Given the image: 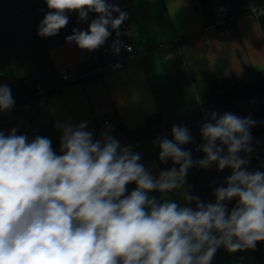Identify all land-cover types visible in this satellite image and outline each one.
<instances>
[{
	"label": "clouds",
	"instance_id": "obj_1",
	"mask_svg": "<svg viewBox=\"0 0 264 264\" xmlns=\"http://www.w3.org/2000/svg\"><path fill=\"white\" fill-rule=\"evenodd\" d=\"M49 11L37 34L55 36L69 23L96 18L87 30L73 29L68 42L92 51L105 44L128 13L109 0H45ZM113 13L118 15L113 18ZM133 36V31L124 33ZM121 42L112 50L120 52ZM131 51V46H128ZM119 65H117L118 67ZM11 88L0 85V111L14 106ZM250 117L213 112L200 129L204 157L193 160L187 129L173 125L172 139L158 137L159 159L173 167L154 177L131 146H121L108 133L99 140L87 124H58L60 154L47 137L31 141L13 128L0 131V264H213L220 248L234 253L254 250L264 241V171H249ZM232 169L226 187L214 190L215 201L205 204L183 192L195 207L171 199L158 202L147 193L184 188L193 166ZM178 165V167H177ZM136 188L127 196V185ZM236 203L229 209V202Z\"/></svg>",
	"mask_w": 264,
	"mask_h": 264
},
{
	"label": "crops",
	"instance_id": "obj_2",
	"mask_svg": "<svg viewBox=\"0 0 264 264\" xmlns=\"http://www.w3.org/2000/svg\"><path fill=\"white\" fill-rule=\"evenodd\" d=\"M128 19L114 30L103 46L88 51L65 43L73 29L87 30L96 14L89 13L80 21L78 13H68L69 23L52 37L38 36V25L49 9L45 0H0V85L31 78L37 85L60 88L51 96H41L30 105H14L0 111V131L5 135L16 128L29 141L36 136L51 140L60 154L62 132L58 124H87L93 139L108 133L120 145L131 146L154 177L163 171L155 157L157 138L130 143L126 130L145 125L149 116L160 114L172 139L173 125L187 127L192 140L181 147L190 150L192 159L204 157L193 146L202 144L200 129L211 114L231 112L237 116L264 106V97L237 101L233 108L209 102L210 98L229 93L244 81L247 70L264 71V30L259 17L247 13L238 18L228 35L216 29L204 30V12L199 0H109ZM264 7V0H253ZM118 14L113 13V18ZM133 31V36L124 33ZM133 45L129 54L120 47L112 50L114 41ZM96 60L103 67L92 78L80 76L96 70ZM117 65H119L117 67ZM69 71L72 82H64L62 72ZM109 125H106L107 121ZM242 158L244 152L240 153ZM247 168L253 171L248 163ZM231 168L220 171L216 164L209 168L193 166L188 170L184 188L165 194L148 192L158 202L171 199L181 206L195 207L183 199V192L199 197L205 204L214 202V190ZM136 188L127 185L125 196ZM231 209V208H229ZM264 243V241H263ZM213 264H264L260 248L234 253L223 247Z\"/></svg>",
	"mask_w": 264,
	"mask_h": 264
},
{
	"label": "trees",
	"instance_id": "obj_3",
	"mask_svg": "<svg viewBox=\"0 0 264 264\" xmlns=\"http://www.w3.org/2000/svg\"><path fill=\"white\" fill-rule=\"evenodd\" d=\"M204 12V27H214L218 32L223 30L226 25L224 22L236 24L238 18L246 14L248 4L245 0H199ZM259 22L264 30V15L259 17ZM11 88L14 98V105H30L41 96H51L60 91V88H48L40 86L31 78L22 81H15L8 85ZM264 97V71L247 70L244 81L237 83L232 91L225 94H218L210 98L209 102L233 108L237 101H252L254 99ZM239 117H250L255 121V126L250 129L251 142L250 146L253 151L250 154L244 153V157L249 160V164L253 171H264V106L239 115ZM126 135L130 143L143 141L147 138H158L167 136L168 128L160 114L149 116L145 125L135 131L126 130ZM159 146L155 157L159 161L163 170L173 167L172 161L167 163L159 159ZM178 167V165H177ZM230 176V175H229ZM227 176L219 182L218 187H226ZM236 201L229 202L228 207L235 205ZM262 242H257L260 248Z\"/></svg>",
	"mask_w": 264,
	"mask_h": 264
},
{
	"label": "built area",
	"instance_id": "obj_4",
	"mask_svg": "<svg viewBox=\"0 0 264 264\" xmlns=\"http://www.w3.org/2000/svg\"><path fill=\"white\" fill-rule=\"evenodd\" d=\"M245 2L248 4V8H247L246 14H247V13H252V14L256 15L257 17H260V16L264 15V7L254 5L253 0H245ZM224 25H226V27H225L223 30H221V31L219 32V34H221V35H223V36H226V35H228L229 32L234 28V24H232L231 21H230V22H227V21H226V22H224ZM212 29H215V28H214V27H208V28H207V27H204V30H205L206 32H208L209 30H212ZM70 35H72V34H70ZM70 35H68V36H70ZM68 36H66V38H67ZM66 38H65V43H66L67 45L75 46V47H77L79 50H84V49H80L74 41H72V42H68V41L66 40ZM128 46H131V51L128 50ZM120 47H121L123 50H125L127 53H129V54L134 53V47H133V45L121 44ZM96 61H97V62H96V70H94L93 72L86 73V74L80 76L79 80H80V79H81V80H82V79H86V78H92V77L95 75V73H101V71L103 70V67H102L101 64L99 63V60H96ZM62 75H63V80H64V82H72V81H73V80L70 78L69 71L64 70V71L62 72ZM109 124H110V121L108 120V121L106 122V125H109ZM199 145H201V144H199ZM199 145H194V146H193V148H194L195 151H199V150H198V146H199Z\"/></svg>",
	"mask_w": 264,
	"mask_h": 264
},
{
	"label": "rangeland",
	"instance_id": "obj_5",
	"mask_svg": "<svg viewBox=\"0 0 264 264\" xmlns=\"http://www.w3.org/2000/svg\"><path fill=\"white\" fill-rule=\"evenodd\" d=\"M264 141V140H263ZM261 253L264 255V243H261L260 245Z\"/></svg>",
	"mask_w": 264,
	"mask_h": 264
}]
</instances>
